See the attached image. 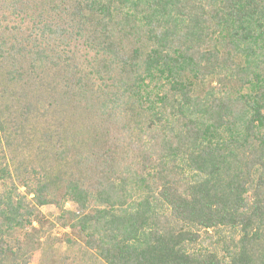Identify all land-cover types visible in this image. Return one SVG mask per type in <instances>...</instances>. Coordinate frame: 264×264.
Returning a JSON list of instances; mask_svg holds the SVG:
<instances>
[{"label": "trees", "instance_id": "trees-1", "mask_svg": "<svg viewBox=\"0 0 264 264\" xmlns=\"http://www.w3.org/2000/svg\"><path fill=\"white\" fill-rule=\"evenodd\" d=\"M0 182V261L264 264V0H0Z\"/></svg>", "mask_w": 264, "mask_h": 264}, {"label": "rangeland", "instance_id": "rangeland-1", "mask_svg": "<svg viewBox=\"0 0 264 264\" xmlns=\"http://www.w3.org/2000/svg\"><path fill=\"white\" fill-rule=\"evenodd\" d=\"M16 185L20 193L25 194L18 181ZM66 209L76 210L73 204H68ZM41 212L40 223L36 222L28 231L8 239L9 246L0 264H103L87 250L78 235L65 226L54 206L42 207Z\"/></svg>", "mask_w": 264, "mask_h": 264}]
</instances>
